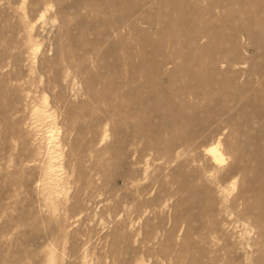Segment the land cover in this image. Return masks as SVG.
Wrapping results in <instances>:
<instances>
[{
  "label": "rangeland",
  "instance_id": "obj_1",
  "mask_svg": "<svg viewBox=\"0 0 264 264\" xmlns=\"http://www.w3.org/2000/svg\"><path fill=\"white\" fill-rule=\"evenodd\" d=\"M78 1L104 0H0V264H264V173L255 177L252 162L242 179L229 172L231 158L214 163L201 148H178L167 161L135 129L113 133L106 104L86 90V77L104 74L105 65L65 34L64 21L79 35L72 15ZM82 5L80 17L91 18ZM149 24L139 28L150 29V62L168 58L161 67L165 84L175 48L170 41L153 55L160 40L157 23ZM95 37L90 30L83 36ZM61 44L86 62L66 66ZM253 61L254 68L231 67L240 71L241 94L224 106L254 135L264 128V62L256 54ZM153 132L165 136L162 127ZM183 180L195 186V197L180 188Z\"/></svg>",
  "mask_w": 264,
  "mask_h": 264
},
{
  "label": "bare ground",
  "instance_id": "obj_2",
  "mask_svg": "<svg viewBox=\"0 0 264 264\" xmlns=\"http://www.w3.org/2000/svg\"><path fill=\"white\" fill-rule=\"evenodd\" d=\"M186 1L156 5L122 4L113 0L87 1L84 5L75 2L72 15L78 21L79 35H72L64 21L65 34L81 51L93 57V61L103 62L106 69L104 74L98 72L86 77V90L106 104L104 111L114 121L113 133L124 128L135 129L145 144L150 138L151 144L146 146L167 161L178 148L181 151L186 147L201 148L214 163L223 162L227 156L231 158L228 169L233 175L240 173L242 179L249 176L248 166L253 162L257 165L255 177H261L264 128L253 135L232 113H225L224 102L241 94L238 89L240 71L231 67L248 62L254 68V54L264 62V0H226L224 5L220 0H194L192 4ZM200 2L207 5L201 6ZM80 5L90 10L91 18L80 17ZM143 21L148 24L155 21L158 25L155 35L160 41L158 45L152 44L153 55L162 50L164 43L173 42L176 61L167 73L165 84L161 67L167 64L168 58L159 62L152 58L150 62L146 49L153 40L149 28H139ZM170 28L177 29L172 33ZM89 30L95 34V41L83 38ZM242 39L246 40V46L242 45ZM101 45L104 49L100 52ZM58 50L68 67H72L75 60L80 66L86 62L85 57H77L71 46L61 44ZM95 82L103 84L100 92L94 88ZM215 94L221 98L220 107L215 105ZM185 96L196 102L186 101ZM255 110L261 118V107ZM150 113L157 114V120L152 121ZM155 126L162 127L165 136H156ZM224 133L225 139L221 141ZM199 157L195 153L194 158ZM180 188L196 196L195 186L186 180ZM258 204L259 201L255 202L253 207L257 208Z\"/></svg>",
  "mask_w": 264,
  "mask_h": 264
}]
</instances>
